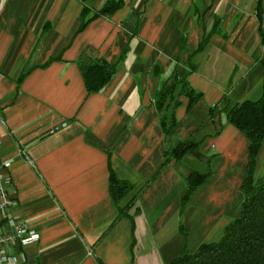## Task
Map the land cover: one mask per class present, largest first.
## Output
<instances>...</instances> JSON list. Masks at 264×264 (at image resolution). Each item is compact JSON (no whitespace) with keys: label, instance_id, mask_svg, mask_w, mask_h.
<instances>
[{"label":"crops","instance_id":"1","mask_svg":"<svg viewBox=\"0 0 264 264\" xmlns=\"http://www.w3.org/2000/svg\"><path fill=\"white\" fill-rule=\"evenodd\" d=\"M105 1L0 0V158L10 161L13 215L40 235L24 248L27 264H165L219 240L239 214L248 140L221 108L261 96L264 0L260 18L257 0H124L78 31L83 7L88 20ZM214 21L187 74V52ZM84 50L116 63L89 95ZM175 66L202 96L189 110L180 98L165 136L154 95ZM185 138L211 156V174L182 206L188 169L164 161ZM257 160L260 174L264 144ZM110 172L132 185L118 202Z\"/></svg>","mask_w":264,"mask_h":264},{"label":"trees","instance_id":"2","mask_svg":"<svg viewBox=\"0 0 264 264\" xmlns=\"http://www.w3.org/2000/svg\"><path fill=\"white\" fill-rule=\"evenodd\" d=\"M123 1L106 0L88 20H84L88 11V8L84 6L78 31H81L91 19L114 14L122 6ZM256 11L258 18H260L262 15V0L256 1ZM217 25L218 22L214 21L211 30L202 34L197 48L190 53L187 52L185 36L180 37L178 42L179 52H187V74L196 70L197 65L193 62V57L208 44L211 33H218ZM261 37L264 41V35L261 34ZM126 50L127 47L121 53L119 60L122 59ZM91 52L84 50L78 59L87 95L101 90L110 81L116 68V63H109L103 57L92 55ZM156 69L154 70L156 71ZM24 75V72L20 74L18 82L23 79ZM177 87L178 92L175 95ZM201 96V92H196L189 85L186 75L178 76L176 66L170 76L159 83L154 100L160 113L159 121L165 136L171 133L177 124L174 109L182 104L180 98L186 99L185 109L189 110ZM225 99L226 96L223 95L221 100ZM171 106L172 111L169 112ZM217 106L209 107V117ZM221 111L224 112L226 122L233 125L248 140V161L246 174L241 183L243 197L239 214L226 224L219 240L201 243L194 251L183 247L177 256L165 264H264V169L260 174L256 172L257 158L264 144V77L262 80V93L258 99H245L231 105L226 102ZM198 148V141L185 138L179 140L173 148L165 151L164 164L173 161L184 165L188 169L184 176L186 185L181 197L182 206L211 174L209 167L211 156H208L207 169L203 174L198 173L182 162L183 156L195 157L201 155ZM131 187L132 185L129 182L118 179L110 172L109 191L115 202H118Z\"/></svg>","mask_w":264,"mask_h":264},{"label":"built area","instance_id":"3","mask_svg":"<svg viewBox=\"0 0 264 264\" xmlns=\"http://www.w3.org/2000/svg\"><path fill=\"white\" fill-rule=\"evenodd\" d=\"M9 166V160L0 158V264H27L24 248L38 241L40 235L34 227L13 215L18 201L11 191Z\"/></svg>","mask_w":264,"mask_h":264},{"label":"water","instance_id":"4","mask_svg":"<svg viewBox=\"0 0 264 264\" xmlns=\"http://www.w3.org/2000/svg\"><path fill=\"white\" fill-rule=\"evenodd\" d=\"M208 157L204 155H197L195 157L183 156L182 162L188 165L191 169L200 174L205 173L207 169Z\"/></svg>","mask_w":264,"mask_h":264},{"label":"rangeland","instance_id":"5","mask_svg":"<svg viewBox=\"0 0 264 264\" xmlns=\"http://www.w3.org/2000/svg\"><path fill=\"white\" fill-rule=\"evenodd\" d=\"M263 167H264V164H263ZM183 180H184V177H183ZM184 183H185V180H184ZM186 185V184H185Z\"/></svg>","mask_w":264,"mask_h":264}]
</instances>
